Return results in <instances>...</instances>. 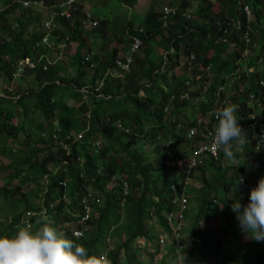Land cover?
<instances>
[{
    "label": "trees",
    "instance_id": "obj_1",
    "mask_svg": "<svg viewBox=\"0 0 264 264\" xmlns=\"http://www.w3.org/2000/svg\"><path fill=\"white\" fill-rule=\"evenodd\" d=\"M45 1L52 4L60 0ZM120 1L134 7L139 0ZM262 3L259 11H264V0ZM189 6V0L180 1L181 10ZM213 6L211 2L198 0L194 18L186 19L177 14L171 18L166 31L162 29L160 14L154 7H150L144 15L141 24L143 32L127 21L128 35H139L144 45L142 51L135 55L134 64L128 71L110 76L105 75V72L119 49L115 46L110 52L105 50L107 53L101 58L93 53L92 58L85 60L87 52L84 47L89 48V45L81 28L82 7L73 11L72 19L55 17L60 27L52 32L58 38L68 35L77 43L69 48L73 50L72 61H77L75 73L69 74L64 67L60 70L58 61L42 68L43 59L33 66L19 67L17 62L20 57L38 58L41 53L48 52L47 47L39 43L45 33L42 30V14L21 8L13 0H0V75L15 77L19 69L18 80L32 78V83H27L25 89L5 91L11 96L0 97V140H17L19 146L15 150L8 147L12 154L7 153V156L11 161L7 165L0 164V168L7 171L6 177L17 182L14 190L7 183L0 188V236L14 235L19 226H25L21 217L27 212L28 221L34 225L42 214L47 216L53 227L60 220H81L85 212H80L78 207L81 210L84 208L82 201L88 193L86 189L90 188L92 194L98 197L94 200L90 198L88 205L94 207L97 215L94 217L91 214L84 220L81 230L84 235L79 240H76L72 229H66L64 235L84 245L89 254L100 255L104 252L111 264H147L130 245L138 234H142L149 242L153 241L154 257L160 248L159 230L155 224L152 227L145 226L146 221L154 219L159 226L167 228L165 216L175 208L171 200L174 196L179 197L183 188L185 191L182 192L187 194L188 200L193 198L192 203L196 204V211L187 223L191 230L190 252L194 251L196 240H199V250L203 252L205 264H209V259L205 258L206 251H203L206 248L217 255L221 254L218 259L231 253L229 258L237 257V264H264V242L250 240L232 250L226 247L231 241L226 239L229 236L228 228H232L231 239L235 240L239 225L231 210L232 199L240 196L241 203L246 204L250 190L264 177V148L261 153L256 150V128L252 126V119L245 117L258 109L259 118L264 122V86L255 84V81H251L247 88L239 89L237 84L233 85L235 91L232 103L237 101L241 107L238 112L244 117L239 116L242 120L238 122L248 138V143L235 152V159L224 160V153L220 151L218 161L205 160L192 171L193 174H189L199 181V187L192 188L179 182L175 192L170 188L173 172L180 174V180L185 177V171L177 169V162L185 161L188 156L187 148L181 146L184 129L195 125L198 116L213 108L215 90L223 83L221 70L225 69L226 62L231 61L229 57L221 59L227 47L226 41L216 43L214 39L225 30L227 32L223 36L235 41L236 46L229 50L235 58L233 67L237 65L235 61L239 48L244 46L240 42L237 48L240 28L236 29L229 23L235 22L237 18L244 19L237 0H221L217 7ZM253 12L256 19L251 22L254 28L251 34L254 40L259 39L263 44L264 19L260 18L258 11ZM106 22L103 19L99 21L100 29L97 32H104L101 28ZM163 32L167 35L164 36ZM114 39L124 41L121 35H115ZM201 40H206V46L196 52L202 47ZM181 43L187 51H195L202 67L211 64V70L217 73L208 88L207 103L203 102L198 109L190 100L172 94L186 88L185 81L189 76L185 68L178 73L168 70L178 64ZM157 46L162 48L161 52L156 50ZM209 49L214 52L207 53ZM92 60L95 62L94 68H88ZM100 78H103V86L96 89V82ZM260 78L264 80V70L256 80ZM83 88L88 89V92H82ZM67 90L70 92V104L67 99L64 100ZM249 91L254 92L256 100L251 108H246ZM238 96L243 100L238 101ZM167 104L172 105V108L166 114L163 108ZM36 111L40 115H36ZM15 116H20L19 123L13 122ZM117 121L123 124L127 132H116ZM78 132L81 136L76 139L75 134ZM20 133L23 135L18 137ZM99 138L105 141V145L100 148L93 144ZM148 144L152 149H145ZM0 153L3 154L4 150L0 149ZM169 160L173 161L170 174L166 172ZM48 162L56 163L58 169L50 171ZM213 170L214 173L208 172ZM227 172L229 177L226 176ZM240 176L243 177V183L237 185ZM121 177H125L129 184L130 194L125 199L122 185L117 183ZM112 179V187L107 190L106 186ZM27 184L33 187L24 189ZM38 193H41L42 206L34 207L29 195L34 197ZM66 196L70 199L68 204L65 202ZM57 199L58 203L52 207ZM97 199L99 203L95 202ZM219 204L223 207L220 208ZM217 216L215 230L199 229L201 221L209 222ZM114 226L118 233L125 231L127 236H121L118 243L106 249L105 237ZM162 264L169 263L162 259ZM182 264L187 263L184 261ZM228 264L234 263L228 260Z\"/></svg>",
    "mask_w": 264,
    "mask_h": 264
},
{
    "label": "clouds",
    "instance_id": "obj_2",
    "mask_svg": "<svg viewBox=\"0 0 264 264\" xmlns=\"http://www.w3.org/2000/svg\"><path fill=\"white\" fill-rule=\"evenodd\" d=\"M29 1H36V2L42 1V4L30 3L27 6H22L20 2H15V1L14 2L17 3L18 6L21 8L29 9L32 13L33 12H39L38 10H35L36 8H42L45 10H50L52 8V10H53V14L49 18H46L42 21V26H43L42 30L44 32L45 31L44 30L45 22L47 20H49L51 17H53V20H55V17L58 16V15H54V10H55L54 4H56L59 1H54V2H52V4H47L45 0H29ZM84 1L85 0H81L79 2V4L77 5L76 9L82 7L83 15L81 17H83L85 15L86 11H89L92 14L93 19H95L97 21V25L93 28H90V29H84V28H82V19H81V28H82L84 33L88 32V34H93V32H91V31H92V29H95L99 25V20L92 13L91 9L86 8V6L83 3ZM206 1H208V0H206ZM208 2H210V1H208ZM251 2H252V0H251ZM211 3H213V2H211ZM213 4H214L213 8L218 6L217 2H214ZM167 6H170V7L178 6V8L180 10L175 15L170 16L167 19L166 26H164L163 19H162V13H160V8L158 9V12L160 14V19L162 22V29H164V31H166L168 29V25H169V22H171V18H173L177 14H180L181 16H183L181 7L178 3V0H175V5H172V6L167 5ZM252 8H254L253 2H252ZM183 17H185V16H183ZM72 18H73V16H72ZM192 18L193 17L186 18V19H192ZM129 23H131V22H129ZM58 24H59V22H58ZM59 27H60V24L58 25V28ZM58 28L55 30H58ZM139 29L141 32H143L142 27H140ZM88 30H90V31H88ZM223 31L221 33V36L227 32L225 30H223ZM126 33L128 35V32H126ZM165 34L167 35L166 32H165ZM42 36H41V38H42ZM127 37L128 38L130 37L129 38L130 40L128 41V43L125 46H123V47H125L124 52L123 53L118 52V54L114 58V61L112 62V64L108 66V71L105 72V75L109 74L110 76H116V75H121L122 72H124V71H128L131 68L132 63H134L135 55L139 54L142 51L144 41L139 35H130L129 34ZM220 37H216V39H218ZM41 38H40L39 43L44 45L41 42ZM135 38L140 39L141 44L136 51L131 52L130 51L131 42ZM115 40L117 41L118 44H122V43L125 44V42H127V40L125 38H123L124 41L121 42L118 39H114V37H111V40L109 41V43H111L112 41H115ZM252 41H254L253 36H252ZM214 42L219 43L222 41L220 39L219 40L214 39ZM70 43H74V41L70 39ZM70 43H69V45H70ZM68 46H67V48H68ZM115 46H117V45H115ZM235 46H236L235 44L233 46H229L227 43L226 49L227 48H233ZM117 47L120 50V46L118 45ZM67 48H66V50H67ZM111 49L112 48H109L107 51L110 52ZM172 49H173V47H171V50ZM66 50H64L63 54L65 53ZM48 52L51 53L50 50H48ZM181 52L185 53V55H189L190 53H193L194 57H196L195 51L194 50L187 51L183 43H181L179 45V54ZM213 52H214V50L212 49L211 54ZM165 53H166V51L163 52L164 55H165ZM95 54H97V53H95ZM129 54H131V56H132L129 69L123 70L120 66L117 65L116 60L119 59V60L124 61L125 57ZM239 55H240V51H239ZM87 56H88V59H86ZM92 56H93V52L88 51L86 53L85 60H89L90 58H92ZM24 57L25 56L20 57V58H24ZM195 59H197V58H195ZM262 59H264V56L262 57ZM57 61H59V60H57ZM236 62H237V65L234 67L233 71L226 73V75H225L226 80H227V78H234L235 77V81H237V87H239V89H241L242 87L247 88L250 83L246 84V78L249 76V74H254L255 84H258L259 86H264L263 78H260V80H258V81L256 80V78L259 77L260 75L255 71L253 65H250L247 63L246 58L242 59L240 61H237V59H236L235 63ZM241 63H242V67H241ZM18 64H20V59L17 62V65ZM24 65H26V64H24ZM177 65L180 67L178 72H180L183 68H185L189 76H188L187 80L185 81L186 88L184 90H180V91L174 92L172 94L180 95V94L186 93L188 95V98L186 100H190L193 103V105H195L194 106L195 109H198L200 107V104H202L203 102L207 103L206 94H207L208 88L210 87V85H211L212 81L214 80L217 73H215L211 70V64H207V65H205V67H202L200 65V63L192 65L191 63L188 64L187 62H183V61L180 62L179 56H178V64ZM94 66H95V62L93 60L88 63V68H94ZM113 66H116L118 69L117 73H115V74H112L109 72V68H111ZM204 73L206 74V76ZM10 78H13V76H11ZM221 80H222V78H221ZM100 83H101V85H100ZM231 85L232 84H229V86H231ZM102 86H103V78H100V80H98L96 82V89H100ZM223 89H224V86L220 85L216 88L215 93H214V102H215L216 92L219 90V96H218L219 102L218 103H223L222 107L214 108V102H213V108L206 111L203 115L198 116L197 118L206 116L211 110H214L213 115H214L215 119L212 117L208 126L211 128L212 127L215 128V131H214V134L212 136V140H211V143H210L208 150L212 151L213 154H215L217 151H219V154H220V151H222L224 153L223 158L225 160V159H235V152L238 151L240 147H243L245 144L248 143V138L246 136L244 129L240 126V124L238 122L239 120H242V117H244L243 115H241V112H238V110H240L241 107L237 104H234V103H230V104L225 105V103H224L225 99L222 96V90ZM5 91L6 90L0 86V97L11 96L10 94H7ZM82 92L87 93L88 89L83 88ZM201 92H204V97H201L202 101L195 103L194 102L195 98H197L201 94ZM140 93L142 94L143 91H141ZM98 96H101V94H98ZM255 100H256V96H255L254 92L249 91L245 107L251 108L253 106V103ZM171 108H172V105L167 104L163 108V112L167 114L171 110ZM188 113H189V111H188ZM251 115H255V113L254 112L250 113V114L246 115L245 117L252 119L250 117ZM239 116H242V117H239ZM197 118H196L195 125L187 127L184 129V136L186 133V137H184V140L187 138L190 140V143H188V145L186 147L188 150V156L186 157V160L177 162V169L178 170L184 171L185 164L188 161V158L190 156L192 148L200 141L199 136H191V137L188 136V129L195 127L197 125ZM258 119L260 120V118H258ZM217 121H218V124L216 126ZM252 122H253V119H252ZM116 126H117V122H116ZM124 132H127V129ZM78 133H80V132H78ZM78 133H76V134H78ZM169 142H171V140H169ZM233 142H235V145ZM255 148H256V137H255ZM256 150L260 151L259 149H256ZM260 153H261V151H260ZM219 156L220 155H218V158L216 160L205 158L204 162H205V160L218 161ZM263 174H264V169H263ZM241 183H243V177L240 176L237 179L236 184L238 185ZM232 200H233V203L231 205V210L235 214V218L238 221L239 228H240L241 232L243 234H245L246 238H248V239H251V240L256 241V242H264V177H261L258 180L256 186H254L250 190L249 199H248V202L246 204L241 203L240 196L238 199H232ZM222 207L223 206H221V208ZM35 224L37 226L35 229L31 225L19 226L18 229L16 230V232L14 233V235L0 236V264H111V261L109 260V258L106 254H100V255L89 254V250L84 245L76 242V240H79L81 237H83V235H84L83 232H74V233L72 232L73 235L76 237V240H72V239L67 238L62 232H60L56 228H54L51 225V223L47 220V218L44 216L37 219L35 221Z\"/></svg>",
    "mask_w": 264,
    "mask_h": 264
},
{
    "label": "rangeland",
    "instance_id": "obj_3",
    "mask_svg": "<svg viewBox=\"0 0 264 264\" xmlns=\"http://www.w3.org/2000/svg\"><path fill=\"white\" fill-rule=\"evenodd\" d=\"M180 1L178 0V3L180 5ZM263 0H258L257 2L261 3V5H263L262 3ZM190 2V6L186 9H182L183 12H191V17H195L194 14V8L198 2V0H189ZM84 5L86 7H90L92 8V12L94 14L97 15V19L100 20H107L105 26L101 29H103L104 32H97V30L100 29L99 25L95 28L92 29L91 32H93V34H88V32L85 33L86 36V41H87V45L88 46L84 47V50L86 52L91 51L93 53H97L99 55V58L105 56V54L107 53L105 51V47H109V41L111 40V37H115L121 35L123 38H125L128 41V37H127V33H126V27H127V21L131 22L132 27H134L135 29H139L141 27L143 18L145 13L149 10L150 7H154L157 11L159 8H161L164 5H175V0H139L138 3H136V5L134 7H129L126 6L124 4L121 3L120 0H85ZM247 4L250 8H252V2L251 0H247ZM101 9V10H100ZM35 10H38L39 13L42 14V21L46 18H49L52 14H53V10L52 8L50 10H45L42 8H36ZM213 11H217L216 9H212ZM212 11V12H213ZM215 13V12H213ZM229 23H231V25L235 26V28L237 29V20L236 22L234 21H229ZM243 24L241 23L240 26V30H242ZM90 31V30H88ZM163 35L166 36L165 32H163ZM196 41H199L198 37H195ZM74 44L76 45L77 43L74 41V43H70V45L68 46L67 50L71 47L74 46ZM201 45L202 47H199L196 52L202 51L204 49V47L206 46V40H201ZM156 50L158 52H161L162 48L157 46ZM231 48H227L226 50H223V54L221 55V59L222 58H231V61H229L228 63L226 62L224 67L225 69L221 70V78L223 81V86L224 89L222 90V96L225 99V105L226 104H230L232 103V94L235 91V89L233 88L234 83L237 84V81H235V77L234 78H225V75L227 72H231L233 71L234 67V55L232 53ZM71 49H69L68 51H66L63 55L62 60H59L58 63L60 64V70L62 69V67L66 68V71L71 74V73H75V69L77 68V61H72L73 57L71 55ZM211 49L208 50L207 53H210ZM50 56V55H49ZM264 56V44H262L261 42H259V39L254 40L252 46L250 47V51L249 54L246 55V61L248 64L253 65L255 71L261 75L262 71L264 70V59H262V57ZM196 57L190 59V63L192 65L195 64H199L200 62L195 59ZM179 59L180 62H182L183 60H185V53L181 52L179 54ZM262 59V60H261ZM134 64V63H132ZM19 67H21L22 63L18 64ZM27 66V65H26ZM241 67H242V63H241ZM180 67L176 64L171 68H169V72H171V70H174L176 73L179 71ZM19 75V69L15 72V77L13 78H8L6 75H0V86L5 89L6 91L9 92H15V91H21L23 89L26 88V84H31L32 83V78L31 77H25L22 78V80H18L17 76ZM19 81V82H18ZM251 81H255V76L254 74H249V76L246 78V84H249ZM229 84H232L231 86H229ZM237 89V88H236ZM69 94L70 92L67 90L66 94L64 95V100L67 99V102L70 104L71 101L68 100L69 98ZM243 100V98L241 96H238V101ZM235 104H237V101H235ZM11 107H13L11 105ZM189 113L191 112V110H188ZM255 115L259 118L260 117V113L259 110L256 109L254 111ZM36 115H40L39 111H36ZM238 115V114H237ZM21 120L20 116H15L13 118V122L14 123H19V121ZM122 128L117 127V133H119V131H125L126 128L122 125ZM23 134L20 133L18 137H21ZM186 137V133L185 136ZM78 138V137H77ZM188 143H190L189 139H185L184 141L181 142V146L186 148V146L188 145ZM95 147L100 148L102 145H105V141L102 138H99L97 140H95L93 142ZM65 148L66 145H63ZM8 147H11L12 150H15L18 146V142L17 140H8L6 138H1L0 140V149L4 150V153L1 154L0 153V164L1 165H7L11 159L7 156L9 154H12L8 151ZM148 147L150 149H152V146L150 144H148V146H145V149H148ZM51 150H54L51 148ZM8 151V152H7ZM148 151V150H147ZM9 153V154H7ZM43 153V152H42ZM233 159H228L227 161H232ZM170 163L167 164L166 166V172L167 173H171L172 172V168H173V161L169 160ZM47 168L50 171H55L58 169V165L54 162H48L47 164ZM184 172V171H183ZM211 173H214L213 171H208ZM169 173V174H170ZM190 174H193V172H190ZM7 171L3 170L0 168V188H2V186H4L6 183L7 185H10V189L14 190L15 185H17L16 180H9L7 177ZM226 176L229 177V172L226 173ZM172 181L170 184V188L174 187L175 189L178 188V183L181 182L183 185H188L189 187L192 188H197L199 187L200 183L198 180H196L195 178H191L190 176L187 178V174L185 172V177L183 178V180H180L181 176L179 173H175L173 172L172 174ZM45 178V177H44ZM43 178V179H44ZM194 179L195 182L192 180ZM112 181L107 184L106 189L110 190L112 187ZM119 185H122V192H123V186L127 185L128 186V191H127V195L130 194V190H129V184L128 181L125 179V177H121V179L118 180L117 182ZM6 186V185H5ZM4 186V187H5ZM33 186H31L30 184H27L25 186L24 189L28 190L29 188H32ZM43 188V187H41ZM32 191H35V189H31ZM87 195L85 196L86 202L90 203L89 199L91 198L92 195V190L90 188H87ZM185 191L183 188L181 189V194H183L186 198V207L182 210V214L183 217L180 220L181 223V228H180V223L177 224L175 223V219H176V214L179 212L180 207L182 204H180L179 206L175 205V208L172 209L171 212H168L165 216V221L167 219V217H170L169 220V225L173 227V237L169 236L167 238H165L163 232L165 231L166 227L164 226H159L157 223H155L154 219L148 220L146 221V225L147 227H152L153 224H155V228L159 230L158 233V242L160 245L159 250L154 254L153 256V249H154V244L153 241L149 242L146 237H144V235L142 234H138L135 238V242L131 243L130 247L132 249L135 250V253L144 261L147 262V264H162V259H164V261H166L169 264H182V262L186 261L187 264H205V260L203 258V252H201L199 250L200 248V241L196 240V245H195V249L193 252H190V247H191V240H190V233L191 230L189 229V227L187 226V223L191 220V216L195 213L196 211V204L192 203L193 198H187V194H185ZM44 192V189H43ZM125 195V194H124ZM125 196V197H126ZM218 196H221V193H218ZM98 196L94 195L93 198H91L92 200L96 199ZM124 197V199H125ZM29 201L30 203L34 206V207H40L42 206L41 203V193H38V195L32 197V195H29ZM58 199L54 202V204H52V207H54L57 203H58ZM74 201H76V196ZM65 202L66 204H68L70 202V199L68 196L65 197ZM124 202V201H123ZM220 208L221 206H223L222 204H219ZM3 207V206H2ZM78 210L84 211V209L81 210L80 207H78ZM186 211V212H185ZM43 213V211L41 212ZM54 213V212H52ZM218 213V211H217ZM33 214V212L31 213ZM91 214H93V216L95 217L97 215V213L94 210V207L89 205V214L88 216H90ZM42 216L46 217L44 214H42ZM41 216V217H42ZM28 215H24L21 217L22 221H26L28 218ZM88 218V217H87ZM86 218H82L81 220H73V221H59L54 228H56L58 231L62 232L63 234L65 233L66 229H80L82 230L84 228V220ZM167 224V221H166ZM218 224V216L217 218L210 220L209 222L206 221H201L199 223V229H211V231L217 226ZM28 225H31L34 229L37 227L36 225H34L33 223H29ZM72 226V227H70ZM87 225H85L86 227ZM117 226V225H116ZM114 226L110 233L109 231V235H107L105 237V240L107 241L106 244V249L114 246L116 243H118L121 240V236L122 238L127 236V233L125 231H120L119 233L117 232V227ZM116 227V228H115ZM168 229V228H167ZM229 233H228V238H226L227 240H231L228 241V245L226 247L229 248V250L234 249V247L237 248V246L241 243H244L246 241H250L251 239L246 238L245 234H243L239 228V225H237L236 231H237V239L232 240V228H228ZM240 236V237H239ZM161 238H163V240H161ZM210 243V242H209ZM207 247V244H205ZM179 250H182V257H179ZM229 250H227V252H229ZM203 251H206V256L205 258L209 259V264H228V260H231V263L237 264V257L234 256L233 259L229 258V254L228 253L227 256L218 259V257H220L221 254L217 255L214 251L212 250H208V248L203 249ZM224 251L225 247H224ZM100 254H105L104 252H101ZM153 258V261H152Z\"/></svg>",
    "mask_w": 264,
    "mask_h": 264
},
{
    "label": "built area",
    "instance_id": "obj_4",
    "mask_svg": "<svg viewBox=\"0 0 264 264\" xmlns=\"http://www.w3.org/2000/svg\"><path fill=\"white\" fill-rule=\"evenodd\" d=\"M15 2H20L22 6H27L30 3L32 4H42V1L36 2V1H29V0H14ZM81 0H61L54 4L55 10H54V15H58L64 19H71L73 16V11L77 8V5L79 4ZM210 2H218L220 0H208ZM254 3V8H250L247 4L246 0H237V5L238 9L240 12L243 14L244 19L237 18V28H240L241 23L243 24V29L239 30V37L237 39V48L239 47L238 45L240 42L244 44V46L240 49V55L237 57V61H240L242 59L246 58V55L249 54L250 47L252 46L253 42L252 41V34L251 32L253 31V27L251 25L252 21H255L256 16L253 10L258 11L260 13V18H264V11H259L261 9V4L258 3L257 1L252 0ZM178 6L175 7H170L167 5H164L160 8V13H162V19H163V24L166 26L167 19L175 15L176 13L179 12ZM182 15L185 16L186 18L191 17V12H183ZM236 22V21H235ZM58 22L53 20V17H51L49 20H47L44 24V32L45 34L41 38V42L44 44V46L47 47L48 50H54L53 52H45L41 53L38 58H31L28 56H25L24 58H20V63L26 64L28 66H33L34 63L38 64L39 60L43 59L44 62L42 63V68H46L47 64L50 62H54L57 60H62L63 58V52L66 50L67 46L70 43V38L68 35L64 36L63 38H58L56 36H53L52 32L58 28ZM97 25V21L93 19L92 14L89 11L85 12V15L82 17V28L84 29H90L93 28ZM224 32V31H223ZM221 40V41H226L229 46H233L235 44V41L228 40L226 37L223 35L215 40ZM141 44V40L138 38H135L131 42V47L130 51L134 52L136 51ZM50 55V56H49ZM194 57L193 53H190L189 55H185V60L183 62H187L188 64L190 63V59ZM88 59V56L86 57ZM132 56L131 54L127 55L125 57V60H116V63L118 66H120L123 70L129 69L130 62H131ZM118 69L116 66H113L109 68V72L112 74L117 73ZM101 85V83H100ZM181 99H187L188 95L186 93L180 94L179 95ZM219 90L216 92V100L214 102V108H219L222 107L223 103H218L219 99ZM201 97H204V92H201V94L195 98L194 102L198 103L202 101ZM214 110H211L206 116L199 117L197 118V125L195 127L189 128L188 129V136H199L200 141L192 148L190 156L188 158V161L185 164L184 171L187 173V178L189 177L190 172L198 165H201L204 162L205 158L209 159H214L216 160L219 155V151H217L215 154H213L212 151L208 150L212 136L214 134L215 128H211L208 126L209 122L211 121V118L214 117L213 115ZM253 119L252 125L256 127V149H259L262 151L264 148V123L261 122L255 115L250 116ZM117 127H122V124L120 121H117ZM81 133L76 134V139L77 137L80 138ZM174 192L176 189L174 187L171 188ZM128 191V186L124 185L123 186V195L124 197L126 196ZM93 195H91V198H93ZM95 202L99 203V199L95 200ZM173 205L179 206L180 204V210L176 214V219L175 223L179 224L181 218L183 217L182 210L186 207V198L183 194L180 193V196H174L171 200ZM84 205V211L85 215L82 218H87L89 214V205L86 202V199L82 201ZM29 212H27V215ZM34 214V213H33ZM169 220L170 217H167V228L163 232L165 238L172 236L173 237V227L169 225ZM24 222V221H23ZM30 221L28 219L25 221V226L28 225ZM180 228H181V223H180ZM72 232H81L80 229H72ZM163 240V238H161ZM180 252V250H179ZM179 255V254H178ZM180 257V256H179Z\"/></svg>",
    "mask_w": 264,
    "mask_h": 264
},
{
    "label": "crops",
    "instance_id": "obj_5",
    "mask_svg": "<svg viewBox=\"0 0 264 264\" xmlns=\"http://www.w3.org/2000/svg\"><path fill=\"white\" fill-rule=\"evenodd\" d=\"M221 1H218L217 2V4H219ZM86 8H88V9H91V11H92V8H90V7H86ZM101 10V9H100ZM93 13V12H92ZM94 14V13H93ZM95 15V17L97 18V15L96 14H94ZM115 45H119L120 46V50H119V53H123L124 52V50H125V47H123L124 46V43H122V44H118L117 43V41L115 40V41H112L111 43H109V47H105V50H108L109 48H113V47H115Z\"/></svg>",
    "mask_w": 264,
    "mask_h": 264
}]
</instances>
